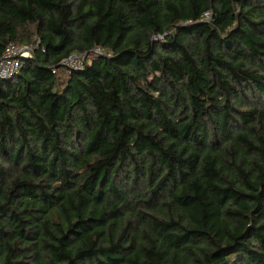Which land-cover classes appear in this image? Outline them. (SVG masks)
I'll return each mask as SVG.
<instances>
[{
    "label": "trees",
    "instance_id": "trees-1",
    "mask_svg": "<svg viewBox=\"0 0 264 264\" xmlns=\"http://www.w3.org/2000/svg\"><path fill=\"white\" fill-rule=\"evenodd\" d=\"M9 46L0 264H264V0H0Z\"/></svg>",
    "mask_w": 264,
    "mask_h": 264
},
{
    "label": "built area",
    "instance_id": "built-area-1",
    "mask_svg": "<svg viewBox=\"0 0 264 264\" xmlns=\"http://www.w3.org/2000/svg\"><path fill=\"white\" fill-rule=\"evenodd\" d=\"M210 13L204 15V20L209 21ZM96 55H104L100 49L92 50L83 55H73L64 61V65L69 69H79L84 66L87 60H91ZM33 57V49L30 46L15 47L9 46L0 60V79H10L17 75L24 67V60Z\"/></svg>",
    "mask_w": 264,
    "mask_h": 264
},
{
    "label": "rangeland",
    "instance_id": "rangeland-1",
    "mask_svg": "<svg viewBox=\"0 0 264 264\" xmlns=\"http://www.w3.org/2000/svg\"><path fill=\"white\" fill-rule=\"evenodd\" d=\"M159 39V38H158Z\"/></svg>",
    "mask_w": 264,
    "mask_h": 264
}]
</instances>
